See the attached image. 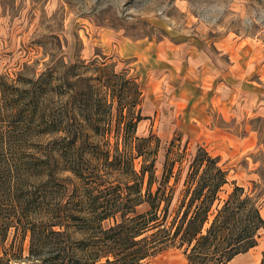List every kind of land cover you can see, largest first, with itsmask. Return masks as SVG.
<instances>
[{
	"label": "rangeland",
	"instance_id": "374dc122",
	"mask_svg": "<svg viewBox=\"0 0 264 264\" xmlns=\"http://www.w3.org/2000/svg\"><path fill=\"white\" fill-rule=\"evenodd\" d=\"M102 62L112 66L108 77L129 89L137 102L142 119L135 136L150 137L129 143L140 145L136 170L143 158L151 160L154 147L159 177L169 147L174 160L185 145L175 172L202 146L228 173L224 191L231 190V182L242 186L257 199L264 217V0H0V98L8 99L1 103L5 111L0 110L4 147L22 149L34 159L33 153L41 151L49 162L88 167L99 165L107 154L113 159L114 138L109 147L99 141L76 143L84 150L72 154L62 150L72 145L75 128L69 87H95L85 79L106 77ZM59 77H64L61 83ZM39 78L48 81L37 89L34 104L60 125L54 135L34 128L30 132L28 120L21 121L26 119L25 108L13 114L19 104L28 107ZM131 81L137 83L138 94ZM20 123L24 132L18 129ZM63 127L68 134L59 131ZM119 127L124 128V122ZM117 147L122 149V144ZM55 179L57 196L79 190L69 173ZM13 233L5 245L9 253L18 247ZM22 245L21 259L14 264H36L28 258L27 237ZM263 252L262 235L254 248L230 264H259ZM140 264L186 262L181 250L172 248Z\"/></svg>",
	"mask_w": 264,
	"mask_h": 264
},
{
	"label": "trees",
	"instance_id": "16d2710c",
	"mask_svg": "<svg viewBox=\"0 0 264 264\" xmlns=\"http://www.w3.org/2000/svg\"><path fill=\"white\" fill-rule=\"evenodd\" d=\"M110 68L102 62L101 71L107 70V76L85 79L95 82V87L84 85V90L79 83L69 87L75 128L72 145L62 150H72V154L84 150L76 143L99 141L109 147L110 138H114L115 145L122 144V149L115 146L113 159L107 154L93 167L73 161L49 162L42 158L41 151L33 153L37 155L34 159L22 149L4 147L1 136L0 264L21 259L26 237L28 258L36 264H140L172 248L181 250L186 264H230L236 256L254 248L264 236L258 201L235 182L226 193L228 173L204 147L197 145L185 165H179L175 172L174 165L185 145L182 153H176L179 159L174 160L169 158V147L159 177L155 175L154 147L151 160L143 158L136 170L134 159L142 156L140 145L129 143L147 142L150 137L135 136L142 119L139 109L135 110L137 102L129 89L108 77ZM63 80L58 78L59 83ZM47 81L39 78L26 103L28 107L19 104L13 107V114L25 108L26 119L21 121L28 120L30 132L34 128L39 134L54 135L60 125H54L34 104L37 89ZM132 83L138 94L137 83ZM88 93L90 97L78 99ZM7 100L5 95L0 98V110L2 101ZM63 128L59 131L68 134ZM18 129L24 132V124ZM20 156L26 159L22 161ZM65 173L76 179L79 190L71 196L67 192L57 196L53 190L57 186L55 178ZM142 206L144 210H138ZM70 228H74L71 233ZM11 231L14 242L19 240L16 250L9 253L5 245ZM259 264H264V252Z\"/></svg>",
	"mask_w": 264,
	"mask_h": 264
}]
</instances>
